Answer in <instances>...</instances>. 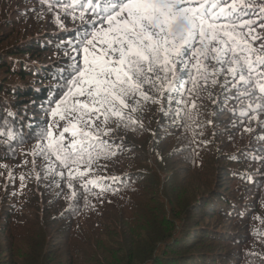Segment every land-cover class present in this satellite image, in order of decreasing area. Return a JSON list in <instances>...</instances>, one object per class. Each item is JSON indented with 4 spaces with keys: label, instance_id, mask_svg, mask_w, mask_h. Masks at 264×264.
<instances>
[{
    "label": "trees",
    "instance_id": "trees-1",
    "mask_svg": "<svg viewBox=\"0 0 264 264\" xmlns=\"http://www.w3.org/2000/svg\"><path fill=\"white\" fill-rule=\"evenodd\" d=\"M243 3L264 23V0ZM93 11L0 0V264H264V100L236 99L223 75L97 121L106 153L90 169L70 165L72 177L40 152L49 124L59 121L54 136L66 125L50 113ZM255 34L259 48L264 28Z\"/></svg>",
    "mask_w": 264,
    "mask_h": 264
},
{
    "label": "snow or ice",
    "instance_id": "snow-or-ice-1",
    "mask_svg": "<svg viewBox=\"0 0 264 264\" xmlns=\"http://www.w3.org/2000/svg\"><path fill=\"white\" fill-rule=\"evenodd\" d=\"M83 3L94 10V19L78 45L73 46L79 60L71 57L74 70L63 97L50 113L66 125L54 136L53 128L59 127V121L50 123L39 138L40 152L46 158L55 156L69 169V177L73 176L70 165L78 168L86 164L87 170L94 162V153L97 157L106 153L107 142L101 138L102 130L96 122L107 125L113 117L123 120L126 109L136 110L132 104L151 99L150 91L163 89L170 101L173 91L191 97L209 83L215 86L223 75L225 83L237 90L236 99L246 96L264 100V43L259 48L253 46L261 39L256 29L264 28V23H258L260 14L243 0ZM249 10L256 19L249 16ZM84 11L82 8L81 18ZM191 103L196 107L195 100ZM256 108L264 109V104L258 103ZM64 133L72 137L68 144ZM59 175L63 178V173Z\"/></svg>",
    "mask_w": 264,
    "mask_h": 264
}]
</instances>
